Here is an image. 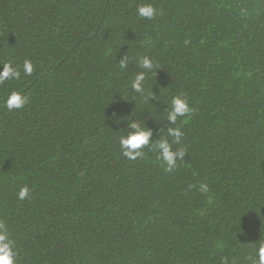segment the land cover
I'll use <instances>...</instances> for the list:
<instances>
[{
    "label": "trees",
    "instance_id": "trees-1",
    "mask_svg": "<svg viewBox=\"0 0 264 264\" xmlns=\"http://www.w3.org/2000/svg\"><path fill=\"white\" fill-rule=\"evenodd\" d=\"M140 3L160 14L138 19ZM141 56L156 66L145 96L130 87ZM26 59L30 76L0 83V223L17 264H252L264 239V0H0V67ZM13 90L28 103L9 111ZM175 95L192 112L169 125ZM133 119L184 149L175 170L147 147L121 155Z\"/></svg>",
    "mask_w": 264,
    "mask_h": 264
},
{
    "label": "clouds",
    "instance_id": "clouds-1",
    "mask_svg": "<svg viewBox=\"0 0 264 264\" xmlns=\"http://www.w3.org/2000/svg\"><path fill=\"white\" fill-rule=\"evenodd\" d=\"M159 11L151 3H140L136 7L135 15L138 19L152 21L159 15ZM121 70H127L130 63V57L123 55L117 62ZM136 64L140 71H137L131 80V90L140 96H145L147 89L145 86L146 76L155 69L154 61L149 56L136 58ZM33 64L30 60H24L22 65H14L12 62H6L0 67V83L9 80H18L21 72L25 76L33 73ZM153 93V92H152ZM28 103V97L20 91H11L4 106L9 110H20ZM192 108L187 99L182 95H175L170 101V107L167 111V123L176 125L181 117H187L191 114ZM126 134L119 137V146L121 155L128 160L143 159L145 156L144 149L157 152V159L165 166V171L171 172L177 167V161L182 160L185 156L183 148L172 149V145L166 138L161 137L153 140V132L145 124L133 119L126 123ZM167 136L173 138L172 143L180 144L183 133L179 127H168ZM200 191L207 193L209 191L206 184L200 185ZM19 200L30 198V189L27 185L22 186L17 194ZM252 264H264V239H261L256 246ZM0 264H17V251L15 241L11 238L10 232L3 223H0ZM221 264H229L227 258H224Z\"/></svg>",
    "mask_w": 264,
    "mask_h": 264
}]
</instances>
